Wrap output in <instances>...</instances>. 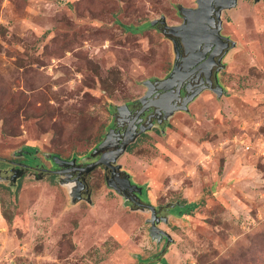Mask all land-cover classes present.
Masks as SVG:
<instances>
[{
    "label": "rangeland",
    "instance_id": "obj_1",
    "mask_svg": "<svg viewBox=\"0 0 264 264\" xmlns=\"http://www.w3.org/2000/svg\"><path fill=\"white\" fill-rule=\"evenodd\" d=\"M178 6L196 0H0V159H94L112 110L170 72L172 44L143 25L181 24ZM221 20L235 43L221 60L226 94L203 92L116 161L144 203L197 205L162 215L169 246L102 169L77 203L59 178L27 175L0 180V264H264V0H238Z\"/></svg>",
    "mask_w": 264,
    "mask_h": 264
},
{
    "label": "flooded vegetation",
    "instance_id": "obj_2",
    "mask_svg": "<svg viewBox=\"0 0 264 264\" xmlns=\"http://www.w3.org/2000/svg\"><path fill=\"white\" fill-rule=\"evenodd\" d=\"M181 24H178L176 26H179ZM159 26L161 27L160 24H157V26L153 29L158 31L157 28ZM158 32L161 35H163L160 31ZM221 36L226 37L222 33ZM163 37L165 36L163 35ZM165 38L168 41H170V43L172 44V49H173L172 40L175 42L176 53L173 51L171 70L173 68V65L175 64L178 72L181 75L182 80L180 79L177 80L173 85H170V88L167 90H159L155 86V88H152V91L149 95H146L148 90L145 87L146 91L144 95H142V97L138 98L134 102L128 104V107L126 109H123L121 111H116L114 108L111 112V120H112L111 125L107 128L104 136L101 139V141L104 139L105 135L109 132V130L114 131L109 141L110 148L108 150H113L119 146V143L124 137L126 130L129 127V124L133 123L132 128L130 129L129 132L132 131L137 132L141 127L142 129L151 127L149 131L153 130L156 127L164 128L166 126V121H167L164 119V114L167 111H169V109L180 107L182 100L185 97L190 96L191 93L194 92L197 88L198 89L204 87L214 88L216 84H220L219 74L222 69V64L221 62L218 61L219 50H218V45L216 43H211L209 45H204V44L200 45L199 49L194 52L195 55L189 58L188 55L189 53L188 54L186 53L185 47L182 45V42L179 38L174 36H171V39H168L167 37ZM210 57H213L212 61H210ZM218 68L220 69L219 71H217ZM168 75H166V77ZM162 79H153L152 81L162 80ZM178 86L180 87L179 92L176 91ZM203 92H211V91L204 90ZM195 99H197V97ZM195 99L193 100V102L195 101ZM31 157L34 160L33 161L34 164H29V165H26L25 162L21 160V158H17V157H14L11 160L0 159V164L2 165L0 167V180L7 179L8 182H10V178L12 176L15 177L19 176L18 180H21L27 175L28 176L38 175V176H42V178L51 175L56 178H59L58 180H60L62 184L69 186L70 187L69 189H72L74 191L77 190L79 192L78 194L80 195V197L78 196V198L80 200L74 201V203H77V202L85 201L84 199L86 198V193L84 192L87 191V189L92 194V189L90 187V174L93 171H95L98 168L103 170L105 185H106V178L113 179L114 177L110 169L105 170L104 167L102 166L96 168L87 175H85L81 171L83 168H86L88 165L95 162L99 158V156L94 159H90L89 161H83V162L82 161L79 162L78 158H71L69 160H65L68 163H64L60 167L57 165L53 166L54 168L45 167V165L39 159L35 158L33 155H31ZM72 160H75V163L71 165L69 164V162ZM52 163L53 162H51L50 164ZM53 172L56 173L63 172V173L61 175H57L54 174ZM18 180L16 181L18 182ZM131 184H134L132 180H131ZM138 187L141 188V186ZM142 194H143V189H142V193L138 196L141 198ZM158 208H161V210L159 213H157L156 219H159L161 221L163 218L162 215L166 213V211L165 208L162 206H156V209ZM135 210H137V208H135Z\"/></svg>",
    "mask_w": 264,
    "mask_h": 264
},
{
    "label": "water",
    "instance_id": "obj_3",
    "mask_svg": "<svg viewBox=\"0 0 264 264\" xmlns=\"http://www.w3.org/2000/svg\"><path fill=\"white\" fill-rule=\"evenodd\" d=\"M238 0H196V7L195 8H184L182 6H178L177 10L179 15L182 18V24L179 26H169L166 23L165 17H161L160 19H156L151 21L149 25L151 27H156L157 24H160L157 29L160 31L165 37L171 39V36L177 37L181 40L182 45L185 47L186 53L189 55V58L193 57L195 54L194 52L199 49V46L209 45L211 43H216L218 45L219 50V59L218 61L221 62L224 55L232 48L235 47V43L230 41L228 38L221 36V28H222V20L221 15L224 11H228L234 9L237 6ZM258 3L261 0H253ZM173 43V51L176 53V46L175 42L172 40ZM177 58V56H176ZM213 60V57H210V61ZM218 63V62H217ZM214 65V64H213ZM220 69L218 68L217 71ZM182 80L180 73L178 72L175 64L169 75L162 80H146L143 82V85L147 88L148 92L146 95H149L152 91V88H156L159 90H167L170 88V85H173L177 80ZM180 87L178 86L176 91L179 92ZM204 90H210L214 93L217 98H221L225 94V90L219 84H216L214 88L212 87H204V88H197L194 92L191 93L190 96L185 97L180 107H175L169 109L164 114V119L167 120L170 116H172L177 111L187 112L188 105L193 102V100L198 97ZM126 106H119L115 107L116 111H121L126 109ZM133 123L129 124L128 129L124 137L122 138L119 146L113 150H108L109 141L111 139V135L114 132L113 130H109V132L105 135L104 139L101 143L92 150L91 157L99 158L88 165L86 168H83L81 171L87 175L91 173L96 168L102 166L105 170L110 169L112 174L114 175L113 179L106 178V185L107 187L116 191L119 195L125 198L126 201L132 204V207L137 210L141 211H149L150 212V229L149 235L152 240H155L157 244H160L163 238L166 239L167 243L166 246H169L171 243V237L165 231L158 228L157 224L160 221L156 219L157 213L160 212L161 208L156 209V207L152 206L151 204H147L142 202L138 195L141 194V188L135 184H131V180L129 175H127L123 170H121V166L116 165L117 159L125 153L128 146L136 141V139L144 134L146 131H149L151 127L144 128L142 127L139 131L129 132L132 128ZM54 163L57 166H62L64 163H68L65 160H62L59 157L54 158ZM75 160L69 162V164H74ZM54 174L61 175L63 172H53ZM18 177L12 176L10 178V182L13 184L16 182ZM79 192L76 190L74 192V197L78 200ZM86 198L85 201H90V191L87 189L85 191ZM73 199V202L75 200ZM175 205H171V208H174ZM168 206H165L167 208ZM164 223L167 222V219L164 217L162 220Z\"/></svg>",
    "mask_w": 264,
    "mask_h": 264
},
{
    "label": "trees",
    "instance_id": "obj_4",
    "mask_svg": "<svg viewBox=\"0 0 264 264\" xmlns=\"http://www.w3.org/2000/svg\"><path fill=\"white\" fill-rule=\"evenodd\" d=\"M149 23H150V22H149ZM149 23L146 24V25H143V27H147V26H149ZM143 27H139V28H137V27H133V26H126L125 29H126L127 32H130V33H132V34H137V33H139V32L141 31V29H142ZM150 27H151V26H150ZM151 28H154V27H151ZM145 136H146V134H142V135H140V136L136 139V141H137V140H140V138H143V137H145ZM101 137H102V134H101V135H98V139L96 140V144L94 145L93 149H95V148L101 143ZM135 143H136V142L130 144V145L128 146L127 150L130 151L131 146L134 145ZM93 149H92V150H93ZM26 151L34 152V151H36V149H30V148H27ZM34 156H36V155L34 154ZM35 158H36V157H35ZM72 158H76V156H74V157H72ZM70 159H71V158H70ZM171 205H175L174 208H171ZM166 206H168V207L165 208V206H162V207L165 208V211H166V212H167V211H170L171 213H173L172 215H173L174 217L180 218V216H188V215H190L191 212H192V210H193L194 208H196L197 205L194 204V203H188V204H186V203H179V202H178V203H176V204H169V205H166ZM2 215H3L4 219L6 220V222H7L8 224H10V223H11V218L7 217V216L5 215L4 212H3ZM165 218L167 219V221L169 220L167 217H165ZM166 223H167V222H166ZM167 247H168V246H167ZM167 247H166V248H167ZM149 261H150V260H146V261L144 262V264H148ZM161 264H165V263H164V260H162V263H161Z\"/></svg>",
    "mask_w": 264,
    "mask_h": 264
},
{
    "label": "crops",
    "instance_id": "obj_5",
    "mask_svg": "<svg viewBox=\"0 0 264 264\" xmlns=\"http://www.w3.org/2000/svg\"><path fill=\"white\" fill-rule=\"evenodd\" d=\"M226 93V92H225Z\"/></svg>",
    "mask_w": 264,
    "mask_h": 264
}]
</instances>
